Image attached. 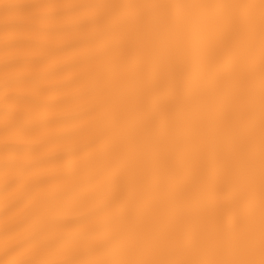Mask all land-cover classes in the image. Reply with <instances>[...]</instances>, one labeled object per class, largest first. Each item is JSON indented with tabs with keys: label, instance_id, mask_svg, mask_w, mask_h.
Instances as JSON below:
<instances>
[{
	"label": "snow or ice",
	"instance_id": "obj_1",
	"mask_svg": "<svg viewBox=\"0 0 264 264\" xmlns=\"http://www.w3.org/2000/svg\"><path fill=\"white\" fill-rule=\"evenodd\" d=\"M0 264H264V0H0Z\"/></svg>",
	"mask_w": 264,
	"mask_h": 264
}]
</instances>
